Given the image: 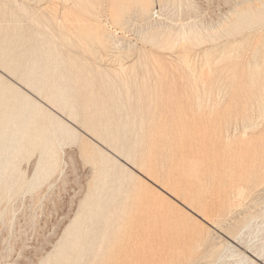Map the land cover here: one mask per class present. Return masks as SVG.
I'll use <instances>...</instances> for the list:
<instances>
[{
	"label": "rangeland",
	"instance_id": "rangeland-1",
	"mask_svg": "<svg viewBox=\"0 0 264 264\" xmlns=\"http://www.w3.org/2000/svg\"><path fill=\"white\" fill-rule=\"evenodd\" d=\"M261 1L81 0L68 5L64 0H2L0 46L15 58L14 65L37 66L38 76L53 73L49 79L66 84L78 98L83 93L74 87L75 75L92 80L93 103L107 107L120 147L134 150V160L144 159L150 166L125 160L110 141L70 120L0 67L6 81L81 137L58 149L55 170L38 185L33 184L39 172L37 150L18 157L15 164H5L8 157L0 156V264H58L60 249L69 251L75 219L86 212L83 203L96 199V186L106 189L116 182L118 173L97 179L101 167L82 155L80 145L114 157L112 169L130 176L125 185L132 186L134 179L139 187L150 188L139 196L157 200L156 215L189 217V225L207 229L216 254L206 264H264V167L252 173L256 159L264 156V119L249 131L247 145L234 143L228 152L215 137L201 135L211 131L207 106L215 99L227 105L238 93L242 101L250 97L256 103L264 90V19L237 27L233 22L248 10L260 7L264 12ZM17 3L25 10L15 7ZM108 23L119 30L118 50L107 38ZM97 30L104 42L97 39ZM256 70L254 82L251 74ZM194 89L203 98L204 114L190 109L196 110ZM180 107L181 121L195 138L187 136L173 155L169 123ZM92 157L100 160L97 152ZM191 163L196 170L186 171ZM153 172L167 177L170 185L151 176Z\"/></svg>",
	"mask_w": 264,
	"mask_h": 264
},
{
	"label": "bare ground",
	"instance_id": "bare-ground-1",
	"mask_svg": "<svg viewBox=\"0 0 264 264\" xmlns=\"http://www.w3.org/2000/svg\"><path fill=\"white\" fill-rule=\"evenodd\" d=\"M64 1L69 5L77 4L81 0ZM260 4L264 8V1ZM2 5L0 0V13L4 11ZM141 5L144 3L141 2ZM15 7L25 10L20 3H17ZM248 11L236 17L233 21L236 27L240 23L249 25L264 21V12L260 7L256 10L252 9L251 12ZM108 27L111 31L107 33V38L118 50L119 30L111 23H108ZM95 34L99 41L104 42L102 31L97 30ZM2 40L3 37H0V43ZM8 52L6 47L0 46V67L3 70L17 77L29 89L64 112L70 120L80 122L97 138L105 142L110 141L111 148L123 155L125 160L137 163L141 168H149L150 165L146 160L143 159L139 163L134 160L136 156L133 153L134 150H124L125 148L118 144L116 138L118 129L113 125L111 116L107 115V107L102 104L98 107L93 103L95 95L92 80L84 75H75L74 87H77L79 91L82 89L83 93L78 98V94H75L74 90L66 84L50 80L53 73H41L38 76L37 66L36 69L32 67L27 69L14 65L15 58ZM255 65L258 66L257 63ZM119 67L123 69L124 65L119 64ZM258 72L259 70H256L251 74L252 81L255 82V79L259 77ZM262 86L264 89V83ZM192 91L195 96L196 110L192 107L190 109L195 114L201 115L202 112L204 114L201 108L203 98L200 91L196 89ZM128 93L127 91V95ZM257 96L256 103L251 102L250 97L242 98L245 99L242 101L238 93L234 95L233 102L227 105H220V102H216L215 99L213 105L207 106L209 116L206 124L210 126L211 131L205 134V129L202 134L200 133L202 138L206 139V135L215 137L218 142L224 143V149L227 152L234 143L240 147L247 145L249 131L256 129L264 119V90ZM179 109L180 112H177L172 118L173 121L169 123V148L173 150V155L187 143V136L194 137L189 136L191 127L181 121L184 115L182 108ZM97 113L104 116L103 121L101 118H95ZM135 134L138 133L135 132ZM80 138L78 132L69 123L6 81L0 74V156L8 157L5 164H15L18 157L37 150L39 172L33 184L38 185L55 170L58 149L65 143L77 140L80 142ZM80 147L85 158L101 167L97 171V179H107L111 173H118V176L115 178L116 182L106 185L108 186L106 189L103 185L96 186L97 189L93 192L96 199L83 203L86 212L81 215L82 217L75 219L77 221L73 228V235L69 239L70 252L67 253L62 247L57 258L58 264H206L215 256L216 248L208 243L207 229L202 226L194 227L193 224L190 226L189 217L183 218V216L176 220L170 216L156 215L159 206L157 200L139 196L149 193L150 188L139 187V182H135L134 179H130L132 186H128V183L125 185V177L130 178V176L119 169L117 172L112 169L114 165L111 161L116 162L114 157L103 153L100 149L87 150L84 145ZM96 152L99 153L100 160L92 157ZM256 160L252 173L264 167V156L260 155ZM180 161L186 162V158L181 156ZM186 167V171L196 170L195 163ZM150 175L156 179L157 177L163 179L167 185L171 183L160 172H153ZM9 185L14 186L15 182L10 181ZM172 191L180 194L174 188ZM199 206L202 207L201 204ZM158 222L160 225H157Z\"/></svg>",
	"mask_w": 264,
	"mask_h": 264
}]
</instances>
